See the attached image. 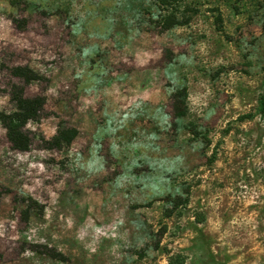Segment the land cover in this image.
I'll use <instances>...</instances> for the list:
<instances>
[{"label":"rangeland","instance_id":"374dc122","mask_svg":"<svg viewBox=\"0 0 264 264\" xmlns=\"http://www.w3.org/2000/svg\"><path fill=\"white\" fill-rule=\"evenodd\" d=\"M12 86L44 105L26 152L0 124V264H264V0H0Z\"/></svg>","mask_w":264,"mask_h":264},{"label":"trees","instance_id":"16d2710c","mask_svg":"<svg viewBox=\"0 0 264 264\" xmlns=\"http://www.w3.org/2000/svg\"><path fill=\"white\" fill-rule=\"evenodd\" d=\"M163 4L176 2V0H161ZM168 23L174 22V17H168ZM12 77L27 86L37 80L35 73L28 67L16 66L11 68ZM11 100L14 103V109L11 113L0 112V124L6 131V136L11 147L19 152H26L30 148V139L28 138L25 126L29 121H38L39 114L44 105V99L41 97L27 98L23 94V88L12 86L10 92ZM258 113L264 118V94L258 101ZM76 130L59 126L56 135L44 144L52 149L61 150L70 146L76 137Z\"/></svg>","mask_w":264,"mask_h":264}]
</instances>
